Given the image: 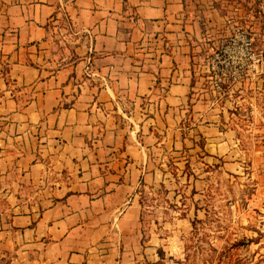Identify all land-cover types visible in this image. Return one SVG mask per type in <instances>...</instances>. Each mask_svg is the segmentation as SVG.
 Masks as SVG:
<instances>
[{
  "label": "crops",
  "instance_id": "1",
  "mask_svg": "<svg viewBox=\"0 0 264 264\" xmlns=\"http://www.w3.org/2000/svg\"><path fill=\"white\" fill-rule=\"evenodd\" d=\"M236 2L0 0V180L29 264H131L139 184L192 125L203 153H233L191 63Z\"/></svg>",
  "mask_w": 264,
  "mask_h": 264
},
{
  "label": "rangeland",
  "instance_id": "2",
  "mask_svg": "<svg viewBox=\"0 0 264 264\" xmlns=\"http://www.w3.org/2000/svg\"><path fill=\"white\" fill-rule=\"evenodd\" d=\"M239 4L208 31L220 36L200 43L191 63L194 92L218 103L234 131L233 153H203L205 140L192 125L191 145L163 158L162 182L139 184L141 236L131 264H264V64L238 60L231 41L247 34L254 52L264 53V0ZM226 47L228 65L216 64ZM8 188L0 180V264H29L9 233Z\"/></svg>",
  "mask_w": 264,
  "mask_h": 264
},
{
  "label": "built area",
  "instance_id": "3",
  "mask_svg": "<svg viewBox=\"0 0 264 264\" xmlns=\"http://www.w3.org/2000/svg\"><path fill=\"white\" fill-rule=\"evenodd\" d=\"M232 43H233V47L236 51V54H235V57L239 60V59H244L247 66H250V65H253L255 64V61L257 62H261L264 64V53H259V54H256L254 52V50L252 49L251 47V39L250 37L247 35V34H244V33H241V34H238L236 36H234L232 39H231ZM225 52V56L221 55L220 54V57H221V61H217L216 64L219 63H225V65L227 66V60L230 59L232 56H231V53L227 52V47L226 49L224 50ZM216 56H218V53L216 54ZM241 59V60H242ZM233 71L232 73H235L236 71V68L233 66Z\"/></svg>",
  "mask_w": 264,
  "mask_h": 264
},
{
  "label": "trees",
  "instance_id": "4",
  "mask_svg": "<svg viewBox=\"0 0 264 264\" xmlns=\"http://www.w3.org/2000/svg\"><path fill=\"white\" fill-rule=\"evenodd\" d=\"M140 203H141V200H140Z\"/></svg>",
  "mask_w": 264,
  "mask_h": 264
}]
</instances>
